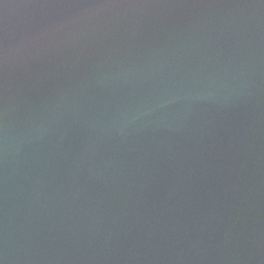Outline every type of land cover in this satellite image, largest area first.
Segmentation results:
<instances>
[{"label": "water", "instance_id": "1", "mask_svg": "<svg viewBox=\"0 0 264 264\" xmlns=\"http://www.w3.org/2000/svg\"><path fill=\"white\" fill-rule=\"evenodd\" d=\"M0 264H264V0H0Z\"/></svg>", "mask_w": 264, "mask_h": 264}]
</instances>
